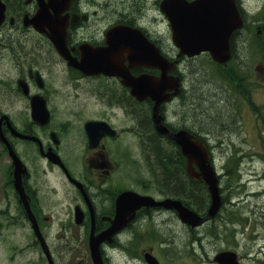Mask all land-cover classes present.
<instances>
[{"label":"flooded vegetation","instance_id":"1","mask_svg":"<svg viewBox=\"0 0 264 264\" xmlns=\"http://www.w3.org/2000/svg\"><path fill=\"white\" fill-rule=\"evenodd\" d=\"M162 1L3 0L6 11L0 27V231L7 232L1 233L4 238L13 234L11 227L20 218L29 222L15 183L13 154L22 163L18 171L20 186L39 230L51 249H70L67 260L73 250L82 249L88 261L89 237L110 227L116 198L124 191L157 200L179 199L189 208L194 204L195 177L189 174L183 157V162H179L184 171L179 176L183 182L176 179L170 185L166 179L152 178V193L146 190L145 182L151 179L122 173L135 150L150 153L177 148L167 134L156 128L155 103L160 123L167 130L184 129L212 147L213 153L217 148L210 141L213 136L209 129L196 118L198 108L206 107L208 99L200 103L193 96L211 88L217 98L228 100V87L212 75L215 68L228 67L234 55L228 62L217 64L208 52L194 57L181 54L171 41V26L162 13ZM238 3L241 5L240 0ZM41 6L46 18L34 23L32 19ZM54 29L61 34L60 50L54 41ZM163 58L169 62L164 70L160 65ZM164 71L167 77L177 78L179 85L174 88L166 83V89L156 93L160 96L158 101L153 91L136 93L121 75H148L156 80ZM252 74L243 76L240 99L245 89L248 93ZM32 98L46 106V115L32 114ZM246 98L248 103L253 101ZM234 135H238L237 131ZM51 153L58 156L60 163L50 160ZM39 161L44 162L41 168ZM38 172L56 173L66 189L50 187L37 178ZM58 194L63 198H56ZM53 198L55 202L51 201ZM59 199L67 201L66 205L62 206ZM58 206H62L61 213L57 212ZM126 214L125 225L100 243L104 264H109L106 257L110 248L142 249V253L162 248L164 240L158 238L160 223H180L175 210L159 206H142ZM153 226L155 237L151 234L155 230H150ZM151 236L154 240L148 241ZM32 240L39 244L35 238ZM148 242L149 246H142Z\"/></svg>","mask_w":264,"mask_h":264},{"label":"rangeland","instance_id":"2","mask_svg":"<svg viewBox=\"0 0 264 264\" xmlns=\"http://www.w3.org/2000/svg\"><path fill=\"white\" fill-rule=\"evenodd\" d=\"M241 3L247 11L246 24L233 41L234 55L238 56L239 63L242 62V70L246 76L253 72V78H251L253 82L249 84L248 93L245 89L240 99L237 88H231V84L226 81V87L228 86L232 97L228 100L216 99L220 109L228 111L225 119L229 123L224 128L225 131L218 135H226L227 142L230 139V130L233 133L239 130L240 139L237 137L234 139L241 142L242 148H238L241 151L237 152L223 146L217 153L216 166L221 169L219 171L222 174L224 173V177H220L218 183L220 187L227 186L221 190L223 202L209 227L206 224L194 230L186 225L183 226L181 222L175 224V220L168 225L164 222L160 223V231L163 234L161 238L170 247L154 251L161 264H218L212 258L224 249L234 250L239 264H264V0H241ZM119 7L120 5L117 8ZM163 31L166 33V25H163ZM214 76H221V74ZM242 84L239 87L242 86L243 90ZM246 97L253 101L248 103ZM207 104L210 105V101ZM237 119L241 122L238 123ZM144 154L131 153V164L122 168V173L129 172L132 177L151 179L153 175L148 165H145ZM229 156L239 159L238 161L229 160ZM39 162L40 168L43 167L44 162ZM225 162H229V171L222 167ZM238 162H241V173L237 172ZM161 175L163 173L159 172L157 176ZM38 176L50 187L55 186L59 191L66 189L60 176L54 172L46 175L38 172L39 179ZM145 182H147L146 190L150 193L154 192L153 181ZM201 185L202 183H199V186L204 189ZM243 188L247 190L239 193ZM202 189L201 192H204ZM249 190L252 192L248 193ZM60 196L61 194H58L55 197L63 198ZM56 198L51 201L55 202ZM59 201L62 206L67 203L64 199ZM233 203L235 207L230 213ZM62 206L57 207V212L61 213ZM232 223L235 224L234 229ZM242 223L245 226H242ZM150 230L156 231L154 226ZM11 231L13 234L8 238L1 235V233L7 235L6 231H0V264H48L40 246L33 243L32 231L23 218L11 227ZM47 233L48 231L45 234ZM142 246H149V243ZM141 250L135 249V252L141 253ZM82 253V249L77 250L74 261L67 264H87L86 255ZM131 257L127 249L111 251L109 256L111 264H142L140 260L131 259ZM79 260L83 261L78 263Z\"/></svg>","mask_w":264,"mask_h":264},{"label":"water","instance_id":"3","mask_svg":"<svg viewBox=\"0 0 264 264\" xmlns=\"http://www.w3.org/2000/svg\"><path fill=\"white\" fill-rule=\"evenodd\" d=\"M161 9L167 17L171 29L172 40L179 47L180 53H185L188 56L199 54L202 51H208L212 58L217 62H224L230 57V37L232 33L240 29L243 25L242 16L236 6L235 0H163ZM5 5L0 0V24L4 19ZM46 17L43 10L34 17L35 20H41ZM55 36L54 41L58 49H61V34L57 29L53 30ZM125 76V75H124ZM126 77V76H125ZM165 81V77L162 78ZM146 79L134 80L127 79L126 83L134 88L145 86ZM139 83V84H138ZM38 113L43 112L36 108ZM35 113V109L33 110ZM162 131V130H160ZM163 132H167L166 129ZM172 138L180 145L182 153L188 159L194 160L199 169L203 172V178L208 183V190L211 195V205L207 214L200 217L192 211L178 208L181 221L192 226L200 225L209 216H213L220 205V197L216 186V178L212 169L206 163V152L201 145L190 140V136L183 131L175 133ZM130 193H121L117 198V212L120 216L123 204ZM150 200V197H142L141 202L145 203ZM33 227L37 235L41 238L36 223L33 218ZM98 238H91L90 251L93 264H102L101 255L98 249ZM43 250L51 264L50 255L45 245ZM148 264H159L158 260L146 253L144 255ZM214 260L220 264H239L234 251L226 250L217 253Z\"/></svg>","mask_w":264,"mask_h":264},{"label":"trees","instance_id":"4","mask_svg":"<svg viewBox=\"0 0 264 264\" xmlns=\"http://www.w3.org/2000/svg\"><path fill=\"white\" fill-rule=\"evenodd\" d=\"M211 90L212 89L210 88V90L207 92L194 94L193 98H198L200 103L206 101V99H208L207 103L210 101V105L207 104L206 107L201 105L198 108L196 112V118L198 120V123L202 124L204 127H207L213 135L221 137L218 134H221L223 131H225L224 128L229 124L225 119L228 116V111L220 109L219 102L216 99L217 96L215 95V93H213V91L212 94ZM219 128H221V130ZM154 154L156 158L160 161H162L165 157H167L165 152L162 153L153 152L152 155L154 156ZM227 171H229V169ZM162 172H163L162 175L163 179H166L165 182H167V184L173 185L176 179H178L180 182H183V180H180V177L176 172L169 174L165 172L163 169ZM167 184H165V186ZM226 186L227 185H225V187ZM225 187L223 186V190Z\"/></svg>","mask_w":264,"mask_h":264}]
</instances>
